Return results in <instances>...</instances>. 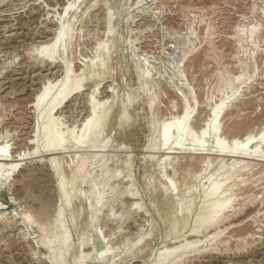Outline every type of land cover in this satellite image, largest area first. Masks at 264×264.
<instances>
[{
	"label": "rangeland",
	"instance_id": "1",
	"mask_svg": "<svg viewBox=\"0 0 264 264\" xmlns=\"http://www.w3.org/2000/svg\"><path fill=\"white\" fill-rule=\"evenodd\" d=\"M68 1L0 0V147L12 156L33 147L31 101L60 71L34 48L59 24L54 51L79 87L52 129L69 148L91 111H104L92 147L30 153L0 178V264H51L55 250L62 264H158L184 239H194L189 251L163 264H264V160L206 153L245 137L264 153V0H76L66 18ZM167 120L175 148L165 153ZM204 203L214 222L192 236Z\"/></svg>",
	"mask_w": 264,
	"mask_h": 264
},
{
	"label": "bare ground",
	"instance_id": "2",
	"mask_svg": "<svg viewBox=\"0 0 264 264\" xmlns=\"http://www.w3.org/2000/svg\"><path fill=\"white\" fill-rule=\"evenodd\" d=\"M69 1H71V2H69ZM69 1H68L69 5H68V2H66L68 7H66V5L63 6V10H64V7H65V17L67 16V10H69L71 8L72 4L73 3L75 4V2H76V0H69ZM86 1H87L86 2L87 4L83 3V5H87L85 7H88V5H89L88 2H90V0H86ZM92 2L93 1H91L90 7H93ZM95 2H96V0H95ZM74 4H73V6H74ZM69 6H70V8H69ZM80 8H79V10H80ZM82 9L85 10L86 8L85 9L82 8ZM77 10H78V7H77ZM79 10L78 11L74 10L75 12H73V13H75V17L78 14L77 12H79ZM83 10H82V12H83ZM88 10H89V8H88ZM79 14H84V12L83 13L79 12ZM73 16H71V17H73ZM61 17L63 19V16H60V18ZM67 17H69V16H67ZM80 17H81V15H80ZM66 18H64V19H66ZM59 22H60V20H59ZM65 22H66V20H65ZM62 24H63V22L61 23V27H62ZM65 24H67V23H65ZM65 24H63V25L65 26ZM59 25H57L58 27L56 26L57 29H55V30L53 29L54 30L53 33L49 32L52 36H51V38L49 37L50 39H48V41H44L45 43L44 42L38 43V44H41L39 46L36 45L37 50H36V48H34L35 46L32 47V48H34L35 52L37 51L36 54L38 56L43 57L46 62L55 63V64H58L60 66V71H56L57 74H55V73L52 74L51 73L52 74L51 78L48 81H46L45 85L42 86L41 90L37 91L36 95H34L35 97H33V100L31 101V104H30L31 108L34 109L33 111L36 114V116H35L36 119H34V120H37V122H36L37 126H35L34 135L32 134L33 136L30 137L31 140L29 141L31 144H33V147L30 149L31 150L30 153L33 156L35 154H37L38 152H40V151L47 152L48 154L49 153H53V152H59L60 153V152H64L65 150L67 151V148H68L66 146V144L61 140L59 133H57L56 131H54L52 129V124H53V119H54L53 116H54V113H57L59 111V106L62 103V101L64 99H67L66 97H68V95L70 93H72V91L74 92V90H76V88L79 87V85H78L79 83H76V79H75V82H73L74 81V76L70 73L71 71H73V69H71L70 64L63 62L64 60L63 61L61 60V58H60L61 54H58L59 57H58L57 54H55L56 52L54 50H55L56 45H58L59 40H60V38H59L60 34L59 33H60L61 30L59 28ZM66 28L63 29V30H65V33H66V31H68V30H66ZM252 31H253V29L250 31L249 36L252 34ZM62 34H63V31H62ZM65 36H67V34ZM62 41H63V39H62ZM57 52H59V51H57ZM60 52H62V51H60ZM99 53H97V54H99ZM55 55H57V56H55ZM62 55H64V56H61L62 59H63L66 56L65 52ZM45 61H43V62H45ZM47 65H49V64H47ZM51 72H52V70H51ZM240 78H241V74H237L234 77H231L230 79L227 78L228 80L227 79L225 80V82L223 83L222 87H226L227 90L228 89L230 90L232 88V85L235 82L239 81ZM92 111H91V115L89 114L90 118L89 117L87 118V120L88 119L89 120L88 121L86 120V123L84 122L85 124H83V127H82L78 137L75 139V142L73 143L72 146L70 145L72 147V148L69 147L70 149L74 148V149H77V150H83V147L85 146V144H88L89 146L92 147L93 144L96 142L95 140L99 136V134L101 132V129H102V126H103L102 124H103V119H104V111L103 110L99 111L97 108H95L93 112ZM218 113H219L218 110L212 111L211 114H209L207 116L208 117L207 120H206L207 123L205 125L206 128L203 129V131H202L203 134L207 133L209 122L213 121ZM169 121L167 120V122L163 125V129H162V132L160 134L161 145L163 146L162 152H165V153H167L166 152L167 150H172V149L175 148L174 145L173 146H166V143H165V136L167 135L169 127H171L170 123H171L172 120L170 122ZM39 136H44V138H45V144L42 147L39 146L38 141H37L38 138H40ZM98 138H100V137H98ZM250 138L251 137H245L241 141L233 143L229 147V149L224 147L223 144H221L219 141L216 140V144L214 146H212L211 150L206 151V153H208L207 155H209V154L210 155H215L214 157H216V156L218 157L219 155H226V156L229 155V156H233L234 158L235 157H241V158L244 157V158H249V159L251 158V159H257V160L258 159L259 160H264V153H260L256 149H249L248 148V143L250 142ZM178 139H179V133H176L175 136H174L173 142L176 143L178 141ZM164 146H166V147H164ZM159 147H160V145H159ZM176 147H178V146H176ZM98 149L99 148H97V150ZM203 149H205V148H203ZM196 151H198L199 153H202V149L200 147ZM204 152H203V154H205ZM30 153H29V155H30ZM15 154H14V156H12L11 153L8 154L7 147L5 145H2L0 147V178L3 177V176H6V175H10L17 167L19 168V165L21 166L22 162H20V161L24 160V159H27V157L29 156V155L25 156V153H20V152L18 154H16V155ZM81 154H82V152H81ZM166 155H162L161 159L165 160L167 157L169 158V155L167 157H166ZM79 158H81V156ZM234 158H232V157L230 158L231 159L229 161L230 168H233L235 166V164L237 163V161H236L237 159L235 160ZM48 161H49V164L52 166V170H54L56 172L55 169H57V168H56V166L54 164L55 163L54 159L52 157L51 158L49 157ZM160 163H161V161H160ZM161 164L159 166H161ZM156 165H158V164H156ZM162 165H164V164H162ZM179 173H181V172H179ZM182 173H181V175H182ZM212 174H217V172L216 173L214 172V173H211V174L207 175V178H206L205 181H210V179L212 177ZM26 176H28V178H29L30 175H28V173H27ZM160 180H158L159 182L158 181H156V182H158V184L160 185L159 186L157 184L159 187H162L161 185L164 182L161 180L162 183H160ZM55 183L58 186V189H59L60 193H63V185L64 184H63L62 178L58 176L56 181H55ZM166 184H168V183H166ZM163 187H165V186L163 185ZM167 187L168 186H166V188ZM163 189H165V188H163ZM163 189L161 188V190L164 191V193L167 194V192L165 191L166 189L165 190H163ZM167 191H168V189H167ZM168 194H169V191H168ZM99 201H100L99 198L94 199V202L97 203V204L100 203ZM212 212H213V205L210 204V203H204L202 205V207H200V209L198 210V212L196 213V215H195V217L193 219V226H191L190 229H189L190 232L192 233V236L193 235L196 236V234H198L200 232H203L210 224H212L214 222L213 219H210ZM38 214L39 213H37V215ZM39 215L43 216L44 214L43 215L39 214ZM177 234H179V233H177ZM178 236H176V237H178ZM193 240L189 239V241H187V240L185 241V239H184L183 240L184 242L181 241V243H178L176 245H171L169 248H165L163 251L159 252L156 255V259H157L156 263L161 264L162 262H165V261L172 262L173 260H175L176 257H178L177 255L183 254V253H186L187 251H189L188 250L189 249L188 246L191 244V242ZM170 241H172V240H170ZM194 242H193V244H194ZM198 242H197V245H198ZM62 243L64 244V247H65L66 246L65 238L63 239ZM60 254H61L60 250L52 251L51 254H50V257H49L51 259H49L48 261L51 260L53 264H62L60 259H59ZM114 256H115V254H114Z\"/></svg>",
	"mask_w": 264,
	"mask_h": 264
}]
</instances>
